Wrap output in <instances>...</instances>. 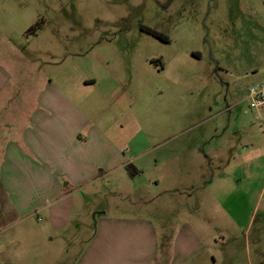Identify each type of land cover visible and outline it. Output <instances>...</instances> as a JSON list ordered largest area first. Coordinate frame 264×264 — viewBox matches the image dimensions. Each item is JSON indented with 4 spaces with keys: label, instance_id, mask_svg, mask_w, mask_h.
Masks as SVG:
<instances>
[{
    "label": "rangeland",
    "instance_id": "obj_1",
    "mask_svg": "<svg viewBox=\"0 0 264 264\" xmlns=\"http://www.w3.org/2000/svg\"><path fill=\"white\" fill-rule=\"evenodd\" d=\"M0 58L17 80L32 65L78 91L108 125L127 171L78 190L94 211L112 204L118 215V203L155 219L171 204L165 221L203 227L192 264H264V110L245 101L264 82V0H0ZM85 211L53 245L63 259L94 233ZM28 226L41 230L30 219L9 232L23 244Z\"/></svg>",
    "mask_w": 264,
    "mask_h": 264
},
{
    "label": "crops",
    "instance_id": "obj_2",
    "mask_svg": "<svg viewBox=\"0 0 264 264\" xmlns=\"http://www.w3.org/2000/svg\"><path fill=\"white\" fill-rule=\"evenodd\" d=\"M11 66L3 68L0 58V264H192L200 258L206 250L201 223L177 229L164 220L172 213L171 204L163 211L157 208L159 218L153 219L141 208L121 215L124 208L118 203V215L112 204L94 211L96 201L77 196L98 180H122L127 171L108 125L91 118L78 91L60 86L32 65L31 76L17 80ZM186 169L175 166L173 173ZM85 208L84 214L94 217V233L79 253L63 259V251L53 245L70 236L72 225L80 227ZM178 212L192 219L188 208ZM30 219L40 220L41 230L25 228L21 244L9 228ZM175 231L173 241L166 239ZM33 240L38 244L30 245Z\"/></svg>",
    "mask_w": 264,
    "mask_h": 264
},
{
    "label": "built area",
    "instance_id": "obj_3",
    "mask_svg": "<svg viewBox=\"0 0 264 264\" xmlns=\"http://www.w3.org/2000/svg\"><path fill=\"white\" fill-rule=\"evenodd\" d=\"M247 101L250 105L249 109L264 110V82L252 86L247 93Z\"/></svg>",
    "mask_w": 264,
    "mask_h": 264
},
{
    "label": "trees",
    "instance_id": "obj_4",
    "mask_svg": "<svg viewBox=\"0 0 264 264\" xmlns=\"http://www.w3.org/2000/svg\"><path fill=\"white\" fill-rule=\"evenodd\" d=\"M145 30H146L148 33H150L151 35H153V36H155V37H157V38H159V39H161V40H163V41H169V38H168L167 36H165V35H163V34L157 32V31H155V30H152V29H150V28H145Z\"/></svg>",
    "mask_w": 264,
    "mask_h": 264
}]
</instances>
